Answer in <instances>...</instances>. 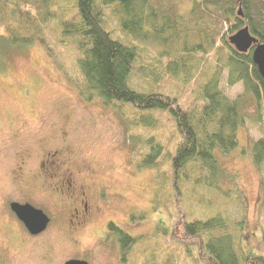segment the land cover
Wrapping results in <instances>:
<instances>
[{
  "label": "rangeland",
  "instance_id": "rangeland-1",
  "mask_svg": "<svg viewBox=\"0 0 264 264\" xmlns=\"http://www.w3.org/2000/svg\"><path fill=\"white\" fill-rule=\"evenodd\" d=\"M53 1L55 16L41 23L40 31L26 28L16 10L0 19V264H65L70 258L90 264H207L196 238L172 233L184 213L202 218L224 213L231 221L229 229L239 232L236 248L264 254V165L258 166L251 153L253 141L264 136V104L252 100L245 106L247 119L238 128V145L218 151L222 164L236 170L245 203L226 177L219 185L221 190L232 188L227 197L218 188L197 185L193 190L186 183L183 208L177 211L170 189L158 191L157 169L138 162L151 136L166 142L171 135L168 115H160L149 127L131 104L86 95L75 42L60 41L59 23L70 1ZM176 1L178 11L189 15L192 0ZM106 13L114 34L129 40L115 5ZM9 25L28 40L12 45ZM137 44L144 47L131 85L149 90L165 83L173 91L179 79L166 81L172 72L165 66L163 44ZM220 86L230 96L243 90L241 83L228 84L226 69ZM196 90L190 85L187 95ZM169 160V152L163 153L158 165L162 171ZM11 201L42 208L51 217L46 229L31 234ZM76 207L82 222L74 218ZM112 220L137 237L126 261L108 229Z\"/></svg>",
  "mask_w": 264,
  "mask_h": 264
},
{
  "label": "trees",
  "instance_id": "trees-1",
  "mask_svg": "<svg viewBox=\"0 0 264 264\" xmlns=\"http://www.w3.org/2000/svg\"><path fill=\"white\" fill-rule=\"evenodd\" d=\"M68 1L70 5L62 11L64 18L59 23L60 41L75 42L83 92L88 96L98 94L107 102L131 104L141 112L145 126L151 127L160 115H168L173 131L166 142L155 141L151 136L148 150L139 151V166L157 169L158 191L169 188L175 197L174 207L181 211L186 183L190 182L193 190L197 185L221 190L219 180L227 177L232 180L239 201L245 203L236 170L222 164L218 151L228 152L238 145V128L247 119L245 106L252 100L264 104V79L251 50L238 51L228 37L248 25L264 42V0H192L189 15L178 11L176 0ZM53 3L56 2L0 0V19L5 21L7 11L16 10L26 28L40 31V24L55 16ZM112 5L129 40L118 37L108 26L106 9ZM6 29L12 45L28 40L10 25ZM137 40L163 44L165 66L173 74L166 81L174 84L179 79L173 91H168L165 83L149 90L131 85L129 78L144 47ZM224 69L229 85L243 86L235 96L220 86ZM190 85L197 89L193 95H187ZM168 152L170 160L162 171L158 166L160 157ZM251 153L258 166L264 165V136L253 141ZM231 189L221 190L222 194L227 197ZM230 224L224 213L206 218L186 217L184 213L172 233L177 232L185 240L196 238L199 255L207 264H264V254H248L236 248L239 232L230 230ZM108 229L119 242L122 260L126 261L137 237L113 220Z\"/></svg>",
  "mask_w": 264,
  "mask_h": 264
},
{
  "label": "water",
  "instance_id": "water-1",
  "mask_svg": "<svg viewBox=\"0 0 264 264\" xmlns=\"http://www.w3.org/2000/svg\"><path fill=\"white\" fill-rule=\"evenodd\" d=\"M239 14L242 10L239 8ZM229 42L238 51L246 52L251 50L254 62L264 79V42L251 32L248 25L240 27L228 37ZM11 209L17 214L31 233H40L48 226L50 216L40 207L30 202L11 201ZM65 264H90L86 259L70 258Z\"/></svg>",
  "mask_w": 264,
  "mask_h": 264
},
{
  "label": "flooded vegetation",
  "instance_id": "flooded-vegetation-1",
  "mask_svg": "<svg viewBox=\"0 0 264 264\" xmlns=\"http://www.w3.org/2000/svg\"><path fill=\"white\" fill-rule=\"evenodd\" d=\"M25 202H28V201H25ZM84 208H85L86 211H88V204H87L86 201L84 202ZM79 211H80V210L76 207L75 210H74V212H73L74 218L79 219V217H81ZM83 216H85V214H83L82 217H83ZM50 219H51V217H50ZM71 221L73 222V221H75V220H74V219H71ZM77 221H78V220H76V222H77ZM82 221H83V219H82ZM82 221H80V219H79V222H82ZM76 222H75V223H76ZM29 232H30V231H29ZM30 233H31V232H30ZM31 234H34V233H31ZM35 234H39V233H35Z\"/></svg>",
  "mask_w": 264,
  "mask_h": 264
}]
</instances>
